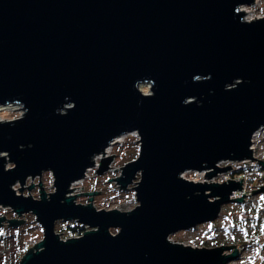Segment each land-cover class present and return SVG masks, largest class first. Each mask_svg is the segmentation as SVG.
I'll use <instances>...</instances> for the list:
<instances>
[{"label":"water","instance_id":"95a60500","mask_svg":"<svg viewBox=\"0 0 264 264\" xmlns=\"http://www.w3.org/2000/svg\"><path fill=\"white\" fill-rule=\"evenodd\" d=\"M257 1L0 0V107L25 111L0 121V207L33 214L44 232L20 264L239 260L237 246L192 248L169 239L246 201L233 198L244 180L195 183L182 175L207 172L211 180L233 169L220 167L224 162L256 160L253 140L264 129V18L246 20L241 8ZM141 84H150L151 94ZM130 133L139 136V157L108 182L120 190L136 184L139 205L121 212L98 211L93 198L77 204L78 196L101 193L71 196L72 185ZM112 162L104 159L98 175ZM45 172L55 179L52 194L42 187ZM37 178L40 200L17 194V184L23 192ZM262 194L264 187L253 191ZM59 221L88 230L65 241ZM24 222L8 221L12 228Z\"/></svg>","mask_w":264,"mask_h":264},{"label":"rangeland","instance_id":"374dc122","mask_svg":"<svg viewBox=\"0 0 264 264\" xmlns=\"http://www.w3.org/2000/svg\"><path fill=\"white\" fill-rule=\"evenodd\" d=\"M242 8L251 11L246 16V20H255L259 17H264V0H258L255 5L243 6ZM139 90L143 94L149 95L151 94V85L141 84ZM24 113L25 111L21 105L0 107V121H16L23 118ZM263 136L264 133L262 132L258 138H254L258 142L257 145L260 149H264V143H259L260 141H264ZM122 139V142L108 148L111 149V152L107 157L101 158L97 166L95 165L94 168L88 170V178L82 180L80 184L75 185V188L72 186L75 191L71 193V196L101 193L95 196H78L76 199L77 204L89 205L91 201L88 199L93 198L92 204L98 211L118 210L121 212H131L139 205L134 190L136 184L131 185L127 190H120L117 181L108 182L121 178L123 170L120 169L125 168L127 164L137 160L140 154L139 138L136 137V133H130L122 137ZM3 155L8 161L7 169L14 168L15 166L9 163V155ZM260 155L262 157L256 158L261 160H256V162H264V154ZM99 157H103V154ZM106 158H113L110 169L106 173L98 175L101 163ZM220 167H234V164L232 162H224L223 165L220 164ZM240 167L245 166L241 164ZM246 174L249 176L241 179V181L244 180L245 182V189L242 195L239 194L236 197L241 198L244 195L247 196L243 205L237 203L227 205L224 207L222 216L216 222L200 225L190 231L176 233L169 240L172 243L182 244L192 248L237 246V249L240 250V258L231 264H264V194L258 196L253 195V191H258L261 187H264V167L263 170L259 168L247 170ZM235 176V174L232 175V178L236 179ZM140 178V175H138L135 183L139 182ZM186 178H189V176L187 175ZM54 181V176L49 172H45L41 177L43 190L48 194H52L55 191ZM256 181H258L256 187H252ZM32 184L35 187L29 191L28 187ZM39 184L40 178L29 179L23 192L20 191V184H17L14 188L18 195H23L24 197L31 196L35 200H40L41 188L37 186ZM83 188L84 190H82ZM3 217L6 221L2 223L3 226H0V236H4V241L0 243V264H20L22 257L30 249H34L38 243L43 241V229L33 214L18 217L12 210L0 207V218ZM15 219L20 221L24 220L25 222L15 228L9 227L8 221ZM75 223V221H59L56 223V232L62 240L66 241L70 237L65 235L64 229ZM111 233L116 236L118 230H112Z\"/></svg>","mask_w":264,"mask_h":264},{"label":"built area","instance_id":"2783aa9c","mask_svg":"<svg viewBox=\"0 0 264 264\" xmlns=\"http://www.w3.org/2000/svg\"><path fill=\"white\" fill-rule=\"evenodd\" d=\"M264 17H259L255 20H258V19H262ZM250 21H254L253 19L250 20ZM264 133V129L260 132H258L255 137L258 138L259 135L261 133ZM136 137L139 138L138 134L136 133ZM254 137V138H255ZM264 137V136H263ZM260 144L264 143V141H260L259 142ZM258 142H256L255 140H253V150H254V153H255V159L256 160H261V159H258L256 157H262L260 154H264V153H259V146L257 145ZM261 150H264V149H261ZM255 161H247V162H243L241 163L243 166L245 167H240L241 164L240 163H236V162H232L234 164V167H232L233 169L227 173H223V174H220L218 177L214 178V179H211V180H206L205 179V176H206V173L207 172H198V171H189V172H186L182 175V178H184L185 180H188L190 182H195V183H199V182H207V183H220V184H225L226 182H229L230 180H234V181H241V179H244V178H247L249 175H247V170H252V169H260V170H263V167L261 164H259V162H256ZM246 163V164H245ZM224 163H222L221 165H223ZM259 164V165H258ZM238 167V168H237ZM236 175L235 178L236 179H233L232 178V175ZM189 176V178H186V176ZM240 195H242V193H239ZM239 194H236V196H234L233 198H236L237 196H239Z\"/></svg>","mask_w":264,"mask_h":264},{"label":"trees","instance_id":"16d2710c","mask_svg":"<svg viewBox=\"0 0 264 264\" xmlns=\"http://www.w3.org/2000/svg\"><path fill=\"white\" fill-rule=\"evenodd\" d=\"M87 230L88 229L85 226L80 225L78 222L64 229L65 235L70 236L72 238L81 237ZM70 237H68V239H70ZM3 241H4V236H0V243H2ZM23 258L24 257H22L21 260H23Z\"/></svg>","mask_w":264,"mask_h":264},{"label":"bare ground","instance_id":"6f19581e","mask_svg":"<svg viewBox=\"0 0 264 264\" xmlns=\"http://www.w3.org/2000/svg\"><path fill=\"white\" fill-rule=\"evenodd\" d=\"M242 7H243V6H242ZM241 11H242V12H245L247 15H249V13H251L250 10L245 9V8H241ZM247 15H246V16H247ZM248 20H250V19H248ZM123 137H124V136H123ZM122 140H123L122 138H118L115 144L122 142ZM113 145H114V144H112L111 146H113ZM111 146H110V147H111ZM110 152H111V149H108L107 151H105V152H104V153H106V154H105V157H107V156L109 155ZM104 153H103V156H104ZM259 153H264V150H261V149H260V150H259ZM99 156H100V155H98V157L94 159V163H95L96 166L98 165L99 160H100L101 158H105V157H99ZM88 173H89V172H88ZM88 173H87V174H88ZM86 178H88V175H87ZM81 182H82V181H80L79 183L76 182V183H74L72 186L74 187L75 185L80 184ZM74 188H75V187H74ZM74 188L71 187V190L75 191ZM73 191H72V192H73Z\"/></svg>","mask_w":264,"mask_h":264}]
</instances>
